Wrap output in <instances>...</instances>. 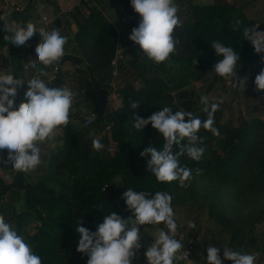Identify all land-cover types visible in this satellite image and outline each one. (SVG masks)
I'll return each instance as SVG.
<instances>
[{"label": "trees", "instance_id": "16d2710c", "mask_svg": "<svg viewBox=\"0 0 264 264\" xmlns=\"http://www.w3.org/2000/svg\"><path fill=\"white\" fill-rule=\"evenodd\" d=\"M113 1L120 3L125 14L135 18L134 24H126L131 33L132 28L138 26L139 15L129 10L130 0H125L124 4L121 3L123 0ZM189 1L176 0L177 5H185L183 9L188 13L186 20L182 18L184 13L178 15L182 26L177 27L173 35L180 43L169 58L171 63L148 60L138 45L127 40L125 44L134 56L123 65L132 69L142 85L137 90L131 84L120 89L122 105L112 112L105 111L88 125H85L86 118L94 110L97 93L107 90L112 78L111 61L118 34L103 9L90 10L86 16L77 9L73 17L76 23L73 43L75 54L84 64L74 67L68 74L60 72V65L55 67L57 77L74 93L75 105L79 108L74 115H69L67 126L54 131L57 146L45 157L48 161L46 174L33 184L24 183L23 173L15 174L9 184L0 176V214L6 221L13 222L33 252L41 257L42 264H86L87 256L76 251L77 222L82 219L81 226L94 232L103 222V216L111 211L125 219L130 217L132 214L121 199L127 188L149 194L165 191L172 196L173 209L197 204L210 220L230 229L229 244L237 241L241 234L253 231V227L264 219L263 120L252 118L237 124H223L221 112L217 110L214 127L219 135L203 128L198 133L204 138L202 146L205 149L200 161H193L186 155L179 158L181 166L192 170L193 178L186 182L187 187H180L179 181L158 182L146 167L150 157L140 156L148 146L162 150L164 140L150 124L141 131L134 128V116L146 119L167 106L173 113L185 110L201 120L207 118L200 99L192 107L189 98L194 92L186 87L193 81L206 80L214 63L222 58L211 48L213 41L233 47L240 56L237 73L249 75L252 85L263 68L251 43L243 38L244 26L239 25V29L234 30L235 21L244 23L242 18L226 15L218 9L217 3L191 5ZM114 5L103 4L102 8H114ZM5 44L3 42L1 46ZM254 64L257 68L252 73ZM216 76L209 86L226 79ZM259 93L264 96V90ZM132 102L138 103V107L131 109ZM187 119L185 117V121ZM79 122L81 127L75 124ZM106 126H110L109 132L105 131ZM93 139H99L104 148L94 150L91 147ZM177 151L174 145L173 154ZM4 154L0 166L7 168L11 164L5 165L7 153ZM19 180L22 181L20 186ZM18 203L24 207L20 213L16 211ZM148 226H141L140 232ZM191 235L196 240L197 235ZM238 243H242L241 239ZM248 246L255 253L264 254V243L255 245L253 236L249 238ZM221 259L222 264H231V261Z\"/></svg>", "mask_w": 264, "mask_h": 264}, {"label": "clouds", "instance_id": "9594fccd", "mask_svg": "<svg viewBox=\"0 0 264 264\" xmlns=\"http://www.w3.org/2000/svg\"><path fill=\"white\" fill-rule=\"evenodd\" d=\"M130 6L140 19L128 39L139 46L148 60L171 63L169 58L180 43L173 35L175 29L182 26L178 16L179 6L174 0H130ZM3 21V29L7 33L4 39L17 47L24 46L35 33H39V43L34 49L35 60L25 65L26 69H35L36 75L25 81L14 78L13 70H0V150L7 152L5 165L10 163L15 171L28 173L41 164L39 145L52 140L54 131L69 123L74 93L61 86L50 87L41 79L48 75L44 68L61 63L68 38L61 35L59 29L48 31L44 27L38 28L32 21L21 24L7 17ZM239 24V20L235 21L234 30L239 29ZM256 27H245L242 35L251 43L254 53L261 54L264 53V31H257ZM210 46L217 56L222 57L214 63L211 73L231 78L234 87L244 88L247 77H237L239 54L233 47L219 41H213ZM37 62L43 68H38ZM261 63L264 64V56ZM253 82L256 91L264 90V68ZM25 83L24 99L16 106L17 89ZM212 100L214 102H210L207 96L200 97V102L205 106L203 111L207 114L204 120L185 110L173 113L167 106L146 119L133 117L134 128L141 131L150 124L164 140L162 150L148 146L140 153L141 157H150L146 167L158 182L179 181L180 187L188 186L186 182L193 178L192 170L181 166L179 158L186 155L193 161H200L205 151L202 146L204 138L198 135L201 128L219 135L214 127V114L223 100L215 97ZM137 107L138 103H131V109ZM185 117L188 118L187 122ZM90 120L88 118L86 123ZM185 140L187 142L183 143ZM174 145L178 148L175 154L172 152ZM91 147L100 151L104 145L99 139H93ZM121 199L132 214L127 219L111 211V214L103 216V222L97 225L94 232L81 226L82 219L77 222L75 232L79 240L76 251L87 256L86 264H133L136 252L141 247L140 227L159 224L165 227L157 229L154 237L151 235L154 242L144 252L147 264H178L187 258V252L182 251L184 245L176 238L178 224L169 193L156 191L149 194L127 188ZM187 227L195 228V223L189 221ZM220 249L207 247V264H222L218 255ZM223 259L231 261V264H255L257 257L224 247ZM0 264H42L41 257L33 252L32 246L12 223L6 221L3 214H0Z\"/></svg>", "mask_w": 264, "mask_h": 264}, {"label": "crops", "instance_id": "0c3cea01", "mask_svg": "<svg viewBox=\"0 0 264 264\" xmlns=\"http://www.w3.org/2000/svg\"><path fill=\"white\" fill-rule=\"evenodd\" d=\"M6 0H0V15H3V18H0V22L2 23V28H0L1 36H0V70H13L14 78H21L27 81L28 79H31L34 75H36V70L32 68H25V65L28 64L29 61L35 60V53L34 49L35 46L39 43V33H35L34 36L26 42L24 46L17 47L13 44H10V42L6 39H4V36L7 34L4 29V18L7 17V19L17 21L21 24H24L28 21H32L37 25V27H44L46 30H49V26L52 25V21L56 18L60 20V32L61 35L66 36L67 43L64 46L65 47V54H72L75 56H78L75 54V46L73 43V37L74 33L76 31V23L75 19L73 18L76 16L77 9L81 11L83 15H88L90 10H100L103 9V13L106 17V19L112 24L117 34L121 36L123 39V42H125L128 39L129 35L131 34L128 29L126 31L124 29L120 30L121 27L124 25L126 26L127 23L134 24L135 18L131 15L122 14L124 11V8L119 4H117L113 0H102L105 5L111 4L114 5V8H102L103 4L100 3L98 0H90L86 3H80L79 0H14V5H10L7 10H3V4ZM124 1H121V3ZM191 2H194L195 5H214L219 4L218 9H223L222 12H235V13H241V17L247 22V25L249 27L255 26L257 31H264V0H190ZM223 3V4H222ZM81 4V5H80ZM192 4V5H194ZM20 8V11H16L15 8ZM72 8V11H69V9ZM129 10H133L131 6H128ZM228 9L229 11L225 10ZM33 10L35 12H33ZM231 10V11H230ZM41 13V16H45L50 22L43 23L39 13ZM51 14V16H49ZM241 17H237L241 20ZM253 23V24H252ZM55 28H53L54 30ZM126 39V41H125ZM3 42H6L4 46H1ZM127 44V43H126ZM125 44V45H126ZM264 56V53H261L260 56H258V60L261 61V57ZM79 57V56H78ZM60 65V64H59ZM38 68H43V65H40L39 62H37ZM60 72L63 74H68L74 71V66L70 63H66L64 65H60ZM54 66H49L47 68H44V71L47 73H50ZM239 74H242V72L237 73V76ZM57 77V75H56ZM230 82H232L231 78H228ZM61 87L67 88L66 84L61 83ZM230 87V86H229ZM27 89V84L25 83L22 87H19L17 89V95L15 97V105L18 106L19 103L24 99L23 93ZM214 89V86L213 88ZM237 91L240 94V97L245 100L251 101V108L249 109L248 113L251 116V118H259L264 121V96L260 97L259 93L256 92L254 86L252 85L251 77L249 76L247 78V81L244 85V88L237 87ZM247 91L249 93L248 96H243V91ZM232 91V90H230ZM233 91L232 93H234ZM245 101V102H249ZM75 106V105H74ZM76 109L79 107L75 106ZM74 108V109H75ZM75 109V111H76ZM53 139L49 141H56L57 135L55 132L53 133ZM5 150H0V161L4 157ZM7 153V152H6ZM1 174L0 176L5 180L6 183H11L14 179L15 173L11 169V165L7 168H4L0 166ZM176 209V208H175ZM175 214L177 209L175 210ZM177 224L179 221H177ZM165 226L163 224L159 225H150L144 230L140 232L142 236V246H141V253L138 254L139 257H144V252L146 251L147 247L150 246L154 241V236L156 233V230L159 228H164ZM180 228V224H178V229ZM177 229V230H178ZM166 230V229H165ZM153 237H152V236ZM198 251L201 253V258L199 261L200 264L202 262H206V255L207 252H205L206 247L203 248L201 246H196ZM197 251V250H196ZM222 251V250H221ZM260 253H255L256 257ZM262 254V253H261ZM137 255V257H138ZM220 257L221 253L218 254ZM143 264H147L146 259H144ZM184 264H189L184 261H182ZM193 264H196L194 260H192ZM257 262V260H256ZM255 262V264H256ZM137 264V261H136Z\"/></svg>", "mask_w": 264, "mask_h": 264}, {"label": "rangeland", "instance_id": "374dc122", "mask_svg": "<svg viewBox=\"0 0 264 264\" xmlns=\"http://www.w3.org/2000/svg\"><path fill=\"white\" fill-rule=\"evenodd\" d=\"M230 1H232V0H230ZM174 2L176 3V0H174ZM189 4L192 5V4H194V2L189 1ZM184 6H185L184 4H181L179 6L178 15L180 16L182 13H184L182 18L184 20H186L187 19L186 15L188 13V10L185 8L183 9ZM225 10L229 11L228 9H225ZM33 12H35V11L33 10ZM35 14H37V13L35 12ZM122 14H124V12H122ZM226 15L232 16V17L233 16L234 17H241V13L238 14V13H235L232 11L226 12ZM49 16H51V14ZM242 21L244 23H240L239 25H242L245 28L246 27L245 25L247 24V22L243 18H242ZM53 28H54L53 24L49 26V30H53ZM122 29H124L125 31L127 29L126 26L124 25V22H123V27H121L120 30H122ZM125 41H126V39H125ZM126 47H127V45H126ZM122 52H123V60L121 61L122 67L120 68V64H119L118 76L114 80L116 92L119 91L120 89L124 88L128 84H131L133 86V88L135 90H137L142 85L140 82V79H138L134 76L132 69H128L127 67H125L123 65V64H126V62L134 56L133 52L131 50H129L128 47H127V49L123 50ZM257 56H260V54H257ZM258 62L261 63V61H259V60H258ZM262 66L264 68V64H262ZM215 76H216L215 74L210 72V73H208L206 80L193 81V82L189 83V85L186 87L189 90H193V92H194L193 96L191 98H189V102L192 105V107H194L196 105V103L199 101L201 96H207L209 98L210 102H214L212 100L213 97L217 98V100L222 98L223 102L220 103L219 108H218V110L221 112L220 122H222L223 124H227L228 122H233V124H237L238 121H246V120L249 121V120H251L252 118L248 113L249 109L251 108V104H250L251 101L245 100V101H249L248 103L245 102L244 99L240 97V94L237 91L238 90L237 87H235V89L232 90L231 87H229L232 82L227 80L228 78H226L223 81H218V82L214 83L212 86H209L210 82H212V80ZM237 77L239 79H242L244 77L248 78L249 75L245 76L244 74H239ZM215 79H217V78H215ZM200 83L202 84V86L198 88L197 85ZM213 86H214V89H212ZM208 87H211V88L207 89ZM230 90H232V92L233 91H235V92L232 93ZM240 90H241V87H240ZM242 91H243L244 97L249 95V93L247 91H244L243 89H242ZM256 92L259 93V91H256ZM259 96L262 97L263 94L259 93ZM120 98L122 100L121 94H120ZM119 102L120 101H117L116 104L114 105L115 110H117L122 105L123 100H122L121 104ZM76 103H77L76 98L74 96L73 97V106H72V109L70 110L71 115H74L75 112L77 111V109L75 108ZM200 105L202 108L205 107L201 102H200ZM74 108L76 109V111ZM83 111L86 112L85 110H83ZM75 124L78 125L79 127H81L80 122L75 123ZM108 132H109V130H108ZM39 146L41 148V164L38 165L34 170H32L28 173H23V179H24L25 184H33L42 175L46 174V167H47L48 161H47V159H45V157H47L49 151L54 150L56 148L57 143H56V141L51 142V141L47 140V141L41 143ZM197 206H198L197 204H189V205L182 206V207L181 206L176 207V209H177L176 220L179 221L178 224H180V226L182 228L180 231L185 232V233L190 234V235H191V233L196 234L197 237H196V240H194L196 242V246L199 245L202 248L205 246L206 249L208 246L219 247V248H221L220 252H219V253H221V256H223V248L224 247H229L234 251H242L244 253L254 255L255 252L252 250V248H250V246H248L249 238L252 236L254 237L255 245H262L264 243V219L262 221H260L259 223H257L253 227V231H251L250 233L246 232L244 234H241L240 238L238 237L237 241L229 244L230 239H231L230 229H226V228L222 227L221 225H218L214 220H210L208 218V215L206 214V211L201 210ZM16 208H17L16 211L18 213L24 211V207H23L22 203H18L16 205ZM8 215H10V213ZM189 221L195 223V228H188L187 227V224ZM10 223L13 224L12 221H10ZM33 226H31V228H33ZM191 236H189V238L192 239ZM240 239H241L242 243H238ZM196 250L197 251L195 252L193 260L196 264H200L198 260H200L202 255L198 251L197 248H196ZM205 252H207V251L205 250ZM144 259H145V257H142V256L139 257V255L137 257V255H136L134 260H133V264H136V261H137V264H143L142 261ZM178 264H184V263L182 261H179ZM202 264H207V262H202Z\"/></svg>", "mask_w": 264, "mask_h": 264}, {"label": "built area", "instance_id": "2783aa9c", "mask_svg": "<svg viewBox=\"0 0 264 264\" xmlns=\"http://www.w3.org/2000/svg\"><path fill=\"white\" fill-rule=\"evenodd\" d=\"M90 0H79L80 3H86ZM14 0H6L3 4V10H7L8 7L10 5H14ZM16 11H20V8L16 7L15 8ZM73 9L70 8L69 11H72ZM43 23H48L50 22V20H48L45 16H41V13L38 12ZM0 18H3V15H0ZM116 52H115V56L113 58V60L111 61V66L113 67V72H112V78L111 81L108 83V87H107V91H108V96L106 99V111L112 112L113 110H115L114 105L116 104L117 101H120L119 103L121 104L122 100L120 98V94L118 93V91L116 92V88H115V84H114V80L116 79V77L118 76V67L119 64H121V61L123 60V50H125L127 47L123 42V39L121 38V36L118 34L117 35V40H116ZM57 68H53V70L48 73L47 76H43L41 77L42 80H44V82L48 85H52V83L54 82V80L57 78ZM202 84H198L197 87H201ZM230 87L232 90L235 89V87L233 86V83L230 84ZM97 115L94 113L93 111L89 112V116L86 118V120L88 118H91L90 122L85 123V125H88L90 123H93L96 119H97ZM110 129V126H106L105 127V131H108ZM12 169V168H11ZM12 171L15 174L18 173H22V172H17L14 169H12ZM0 174H1V169H0ZM182 228L180 226V228L177 230V236L176 238L179 239L181 241V243L184 245V249H182V251H186L187 252V258L185 260H183L186 263L189 264H193L192 260L194 258L195 252H196V242L194 241V239L189 238V234L180 231ZM140 244L142 246V236L140 234ZM141 247L140 249L136 252V255L141 253ZM179 255V253H178ZM256 264H264V254H258L257 256V262Z\"/></svg>", "mask_w": 264, "mask_h": 264}, {"label": "water", "instance_id": "95a60500", "mask_svg": "<svg viewBox=\"0 0 264 264\" xmlns=\"http://www.w3.org/2000/svg\"><path fill=\"white\" fill-rule=\"evenodd\" d=\"M52 23H53V26H54L55 29H59L60 28V20L58 18L54 19L52 21ZM66 63H70V64L78 67V66L83 65L84 61L78 56L66 53L65 56L62 57L60 65L62 66L64 64H66ZM256 68H257V65L254 64L251 67V72L252 73L255 72ZM60 85H61V80H60V78L57 77L50 87H59ZM107 96H108V91L107 90H101V91H99L97 93V101H96V104H95V107H94V113L98 117H101V116H103L105 114ZM21 183H22V181L19 180L18 181L19 186L21 185Z\"/></svg>", "mask_w": 264, "mask_h": 264}]
</instances>
